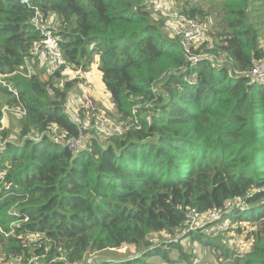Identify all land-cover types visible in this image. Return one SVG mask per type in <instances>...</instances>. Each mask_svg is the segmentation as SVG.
<instances>
[{"label": "trees", "instance_id": "trees-1", "mask_svg": "<svg viewBox=\"0 0 264 264\" xmlns=\"http://www.w3.org/2000/svg\"><path fill=\"white\" fill-rule=\"evenodd\" d=\"M155 5L0 0L1 72L25 65L44 37L32 21L39 10L60 19L54 35L69 63L87 69L98 56L118 122L137 116L127 132L104 142L91 137L73 152L66 141L80 135V122L67 112L74 82L60 85L36 72L2 78L0 264L15 258L37 264L34 257L77 264L88 253L124 247L135 254L106 264H142L153 256L194 264L185 237L210 247L220 264H264V79L251 75L264 59V1L224 0L193 59L155 17ZM182 13L210 14L197 6ZM6 104L25 110L20 143L7 140ZM87 110L79 113L86 117ZM234 200L248 207L224 211V231L187 228L189 211ZM229 230L250 242L248 249L226 244ZM155 233L167 237L156 243Z\"/></svg>", "mask_w": 264, "mask_h": 264}, {"label": "rangeland", "instance_id": "rangeland-1", "mask_svg": "<svg viewBox=\"0 0 264 264\" xmlns=\"http://www.w3.org/2000/svg\"><path fill=\"white\" fill-rule=\"evenodd\" d=\"M158 4L154 7V15L157 18L164 19L165 29L169 35L175 36V29L178 25V17L182 14L185 7L197 6L202 7L207 13V16L200 17L207 31L211 29L216 23V16L223 7L224 0H158ZM264 1V0H263ZM215 28L213 29V31ZM264 31V30H263ZM209 35V33H208ZM212 36V35H211ZM207 41V40H206ZM264 44V33H263ZM61 48V47H60ZM67 61V60H66ZM28 63V64H27ZM60 72V77H56V72ZM1 72V71H0ZM22 75L25 72L38 73L43 80L59 81L60 85L66 82H74L69 94V101L67 103V112L77 121L83 122L85 116L79 113L82 108H87L89 125L85 133L88 141L95 136L100 141L109 134H101L98 130L103 123L110 121V123H121L120 113L112 101L110 92L106 89L102 77V72L99 69L98 56L95 57L94 62L87 68L83 69L80 65H73L67 61L62 67H57L53 60L45 54L31 55L25 65L13 73H3V77L13 76L15 73ZM25 76V75H24ZM3 124L8 132V141L13 143H20L21 133V117H23L25 110H21L20 106L6 104L4 106ZM32 138H35L32 136ZM184 233H177L176 239L183 238ZM224 242L230 247L238 248L239 251L248 249L250 242L229 230L224 235ZM156 243L162 238H166L164 233H155L151 236ZM187 247H193L195 253L194 264H220L213 250L208 246H203L198 242L190 241L189 237L181 240ZM121 250H104L101 252L88 253L85 259L77 264H106L113 260L128 259L134 255V251H126V247ZM108 260V261H107ZM146 263L142 264H165L160 256L146 257Z\"/></svg>", "mask_w": 264, "mask_h": 264}, {"label": "built area", "instance_id": "built-area-1", "mask_svg": "<svg viewBox=\"0 0 264 264\" xmlns=\"http://www.w3.org/2000/svg\"><path fill=\"white\" fill-rule=\"evenodd\" d=\"M22 1L27 2L28 0ZM152 1L154 3L156 2V5L159 2L158 0ZM44 20L47 21V24L44 23ZM32 21L35 26L41 31L42 36L44 37L34 44L33 48L31 49V55H48L57 67H62L67 64L64 53L59 45V40H61L62 38L60 37V35H54L58 31L57 28L61 26L60 19L46 17L42 12L37 10ZM175 35L180 38V41L186 51V56L189 59H193L196 56L193 51L195 50V48L199 47L203 42L207 40L206 36L208 35V31L202 23L199 15H187L182 13L178 17V25L175 29ZM31 73L25 72L24 75L30 76ZM251 75L259 80L264 79V59H261L256 62L255 67L251 71ZM2 78L3 74L0 72V81H2ZM20 109L23 110V108L21 107ZM134 113L135 117L134 120L132 119L133 122H135L137 118L135 111ZM88 118L89 117L86 116L83 122L79 121L80 135L75 138H70L66 141V145L73 152H79L80 150L85 148L86 145H88V137L85 133L89 125ZM132 121L129 120L125 124L110 123V121H107L103 123L100 127H98V130L101 134H112L119 131L127 132L128 128L134 124ZM35 135L39 134H28L29 137H35ZM232 206H237L241 209H245L248 207V204L244 200H234L226 203L223 207H215L212 209H208L204 212H199L196 209H193L187 214V228H192L195 230L205 228L206 231L214 234L222 232L229 226V220H221L223 217V212L229 211ZM120 250L121 249H119L118 251ZM65 259L66 258L64 256L60 257V260ZM19 260L20 258H15L9 264H18ZM33 260H35L37 264L39 263L38 257H34Z\"/></svg>", "mask_w": 264, "mask_h": 264}, {"label": "crops", "instance_id": "crops-1", "mask_svg": "<svg viewBox=\"0 0 264 264\" xmlns=\"http://www.w3.org/2000/svg\"><path fill=\"white\" fill-rule=\"evenodd\" d=\"M3 126H4V124H3ZM108 261V260H107ZM114 261V260H113Z\"/></svg>", "mask_w": 264, "mask_h": 264}]
</instances>
